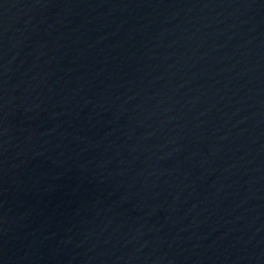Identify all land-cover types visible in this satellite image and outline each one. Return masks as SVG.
Masks as SVG:
<instances>
[{
  "label": "water",
  "instance_id": "1",
  "mask_svg": "<svg viewBox=\"0 0 264 264\" xmlns=\"http://www.w3.org/2000/svg\"><path fill=\"white\" fill-rule=\"evenodd\" d=\"M0 264H264V0H0Z\"/></svg>",
  "mask_w": 264,
  "mask_h": 264
}]
</instances>
